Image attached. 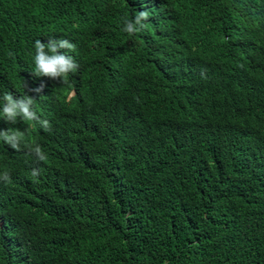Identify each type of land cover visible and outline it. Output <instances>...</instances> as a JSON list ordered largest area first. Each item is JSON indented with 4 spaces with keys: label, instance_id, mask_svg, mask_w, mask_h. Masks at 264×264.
Masks as SVG:
<instances>
[{
    "label": "trees",
    "instance_id": "obj_1",
    "mask_svg": "<svg viewBox=\"0 0 264 264\" xmlns=\"http://www.w3.org/2000/svg\"><path fill=\"white\" fill-rule=\"evenodd\" d=\"M61 38L78 69L34 75ZM5 92L50 130L0 119L24 134L0 140V264H264V150L261 188L238 172L264 141V0H0Z\"/></svg>",
    "mask_w": 264,
    "mask_h": 264
},
{
    "label": "clouds",
    "instance_id": "obj_2",
    "mask_svg": "<svg viewBox=\"0 0 264 264\" xmlns=\"http://www.w3.org/2000/svg\"><path fill=\"white\" fill-rule=\"evenodd\" d=\"M148 18L149 11L147 10L139 11L132 19L125 18L123 31L132 35L145 29L147 25L144 21H147ZM34 46L35 67L33 73L38 77H48L52 80H62L63 83H66L69 73L76 71L79 67L71 55L61 51L62 49L69 51L75 50V44L71 43L68 39H51L47 44L37 39ZM42 90L43 86L35 89L36 92H41ZM72 96L73 94H71L69 98H72ZM36 98L37 97L24 94L17 99L14 98L12 94L5 92L2 96H0V119L3 121L5 118V120L10 123H16L18 117L24 121H38L45 131H49V121L41 120L34 109V102ZM23 139L24 134L19 130H0V140H3L13 149L19 150ZM241 139L245 140L247 147L239 152L240 155L244 156V160L239 164L238 168L239 175L244 178L240 181L245 185H258L260 187L261 177L258 173L259 168H256L252 164L249 157L247 158V155L249 154V151L252 153L257 147L264 150V141L261 133L260 131H255L253 133H249V131H247ZM25 146L35 154L38 160H46L47 157L43 153L39 144L33 143L26 144ZM31 174L33 177H36L39 175V171L37 169H33ZM0 177H2L5 181L10 179L8 172H4ZM175 199L178 200V197ZM151 203H154V201H151Z\"/></svg>",
    "mask_w": 264,
    "mask_h": 264
}]
</instances>
